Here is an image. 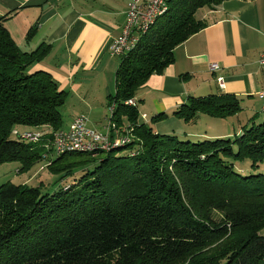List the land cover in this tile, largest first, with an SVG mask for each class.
Segmentation results:
<instances>
[{
  "label": "trees",
  "instance_id": "obj_1",
  "mask_svg": "<svg viewBox=\"0 0 264 264\" xmlns=\"http://www.w3.org/2000/svg\"><path fill=\"white\" fill-rule=\"evenodd\" d=\"M223 1L168 0L120 57L107 98L113 145L58 156L52 138L63 128L66 93L49 73L30 72L50 46L22 51L0 18V165L18 162L26 173L51 155L47 170L57 184L73 178L53 192L0 185V264H264V122L233 139L157 134L141 121L136 99L173 63L175 48L205 28L198 12ZM240 110L237 97L221 94L190 97L173 115L187 126ZM29 133L40 137L30 142ZM224 239L218 254L201 255Z\"/></svg>",
  "mask_w": 264,
  "mask_h": 264
},
{
  "label": "crops",
  "instance_id": "obj_2",
  "mask_svg": "<svg viewBox=\"0 0 264 264\" xmlns=\"http://www.w3.org/2000/svg\"><path fill=\"white\" fill-rule=\"evenodd\" d=\"M129 1L0 0V18L6 17L4 25L22 51L50 46L30 72L49 73L66 93L64 105L76 99L83 106L80 115L94 116L105 114V101L114 93L118 65L107 46L121 33ZM199 13L205 28L175 48L173 63L152 75L136 98L141 121L157 134L187 132L202 138L203 132L185 130L173 115L179 106L190 97L221 94L258 99L263 87L264 70L258 60L264 53V0H224ZM33 27L34 35L27 40ZM211 64L218 69L211 72ZM218 79L223 80V88ZM159 114L166 117L153 123ZM103 120L92 121V129L104 132L107 120Z\"/></svg>",
  "mask_w": 264,
  "mask_h": 264
},
{
  "label": "rangeland",
  "instance_id": "obj_3",
  "mask_svg": "<svg viewBox=\"0 0 264 264\" xmlns=\"http://www.w3.org/2000/svg\"><path fill=\"white\" fill-rule=\"evenodd\" d=\"M198 14H200L198 12ZM115 62L117 65L120 63V57L115 56ZM90 98L87 99L89 101ZM71 103V105H70ZM74 104V106H72ZM105 108H103V112L105 114H97L94 116H86V114L80 115L83 110V106L76 99H71L66 103L61 109L63 128L66 129L70 127L73 117L83 116L88 120V127L93 128L92 121L99 122L103 120H107L110 118L109 107L107 106V100L105 101ZM240 108L241 110L233 117H229L227 119H211L207 116L201 115L200 119H198L195 123H190L185 126V130L187 131H195V132H207L209 135H217L220 133H227L229 136L225 138L233 139L235 136H240L246 129L251 128L252 126H257L264 122V113L261 110V105L258 99H240ZM76 112L77 114H73ZM102 115V116H101ZM73 118V119H72ZM92 119V120H91ZM68 129V128H67ZM18 131H26L23 128H17ZM11 139L16 140L18 137L11 135ZM178 140L182 141L183 137L177 136ZM217 139V138H215ZM187 140V139H186ZM214 140V139H213ZM127 151H124V155L127 154ZM123 155V154H122ZM50 163L45 162L44 160L35 164L33 168H31L26 173L18 172L20 168V164L18 162H7L0 165V185L10 182L15 185L26 184L29 187H40L42 192H53L56 189L62 187V185L70 184L73 182V178H69L62 182L58 181V176L52 175L48 170L47 166ZM249 165V162H246ZM246 165V166H247ZM238 168H245V166H237ZM94 168V165L90 164L85 168L80 169L75 177H79L86 171H90ZM77 179V178H76ZM41 183L43 185H41ZM227 243V239L220 241L219 243L213 245L210 249L205 250L201 253L203 257L216 255L220 251H216L218 245ZM189 260L184 264H189Z\"/></svg>",
  "mask_w": 264,
  "mask_h": 264
},
{
  "label": "built area",
  "instance_id": "obj_4",
  "mask_svg": "<svg viewBox=\"0 0 264 264\" xmlns=\"http://www.w3.org/2000/svg\"><path fill=\"white\" fill-rule=\"evenodd\" d=\"M168 0H130L127 6L126 19L123 24L121 33L113 38L107 46V52L112 56L121 57L134 47L139 36L147 32L157 17L167 10ZM259 66L264 70V53L258 60ZM217 64L210 65V71H216ZM219 86L223 88V80L218 79ZM257 98L264 113V84L262 89L257 93ZM135 105V102H129ZM113 107H109L111 114ZM88 120L83 116L75 117L68 129H61L53 133L52 138V155L71 151H92L94 149L108 150L112 145L113 139L110 137V131L114 125L108 118V124L104 132H99L89 128ZM40 134H24V138L30 142H35ZM118 140V139H117ZM117 142V141H116ZM124 144L125 140H121ZM117 144V143H115ZM51 149V147H50ZM51 155H44L45 162H48Z\"/></svg>",
  "mask_w": 264,
  "mask_h": 264
}]
</instances>
